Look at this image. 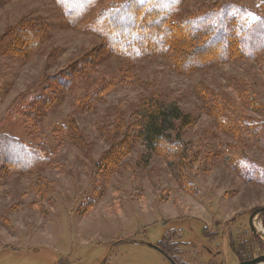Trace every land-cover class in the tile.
<instances>
[{
	"label": "rangeland",
	"instance_id": "obj_1",
	"mask_svg": "<svg viewBox=\"0 0 264 264\" xmlns=\"http://www.w3.org/2000/svg\"><path fill=\"white\" fill-rule=\"evenodd\" d=\"M125 1L71 18L62 0H0V264H211L207 249L225 252L216 264L241 261L223 247L243 243L264 208V50L133 61L99 22ZM228 5L241 30L264 18V0H181L172 24ZM158 104L191 122L167 131L179 143L170 155L142 136L143 105ZM13 141L30 169L10 167Z\"/></svg>",
	"mask_w": 264,
	"mask_h": 264
},
{
	"label": "trees",
	"instance_id": "obj_2",
	"mask_svg": "<svg viewBox=\"0 0 264 264\" xmlns=\"http://www.w3.org/2000/svg\"><path fill=\"white\" fill-rule=\"evenodd\" d=\"M98 1L62 0V3L69 17L77 18ZM180 2L181 0H144L141 4L139 0H127L105 9L99 22L105 30L112 51L134 61L179 50L182 56L180 62L189 65L202 61H224L234 56L251 57L264 50V18L257 19L241 30L239 15H235L233 6L228 5L218 13L172 24L171 18ZM237 28L240 35L236 33ZM198 37L206 39L201 46L194 43ZM251 37L256 39V45L248 40L245 43ZM257 37H260L259 41ZM216 44L220 47L215 46ZM168 111L159 104L149 107L143 105L140 120L145 143L152 152L162 153L161 155H170L179 147L178 141L175 142L168 136L167 131L175 130V123L179 121L184 126L191 124L189 116H185L180 109L173 107ZM129 143V137L125 138L115 146V151L110 156L114 153L117 160L120 154L128 151ZM7 156L10 167L14 170H28L34 165L32 153L16 141L12 142Z\"/></svg>",
	"mask_w": 264,
	"mask_h": 264
},
{
	"label": "flooded vegetation",
	"instance_id": "obj_3",
	"mask_svg": "<svg viewBox=\"0 0 264 264\" xmlns=\"http://www.w3.org/2000/svg\"><path fill=\"white\" fill-rule=\"evenodd\" d=\"M249 224H250V231L248 235L244 236L246 239L244 240L243 243H240L239 245H237L236 243L230 242L227 245L224 244V247H223V250L226 248L229 254H232L238 259H241L239 264L249 263V262H254V261H260V262L264 261V254L257 255V256L253 254L254 245H257L259 248L260 247L263 248L264 241L254 234V231L252 230V226H251V220ZM205 251H204L205 253H207L210 257L213 258L211 259V264H216L218 261L216 258L221 257L223 253H225L222 250H218L216 254H212L213 252L211 249H207ZM242 252L244 254L243 256L244 258H241ZM165 256L168 258L171 264H178L177 262H174L172 257L169 256L168 254H166Z\"/></svg>",
	"mask_w": 264,
	"mask_h": 264
},
{
	"label": "water",
	"instance_id": "obj_4",
	"mask_svg": "<svg viewBox=\"0 0 264 264\" xmlns=\"http://www.w3.org/2000/svg\"><path fill=\"white\" fill-rule=\"evenodd\" d=\"M263 218H264V208L255 211L251 218V226H252V230L254 231V234L264 241V231L259 229V221H261ZM147 245L151 248L157 250L159 249L158 247L152 244L148 243ZM242 264H264V261L263 262L254 261V262L242 263Z\"/></svg>",
	"mask_w": 264,
	"mask_h": 264
},
{
	"label": "snow or ice",
	"instance_id": "obj_5",
	"mask_svg": "<svg viewBox=\"0 0 264 264\" xmlns=\"http://www.w3.org/2000/svg\"><path fill=\"white\" fill-rule=\"evenodd\" d=\"M139 2H140L141 4H143V3H144V0H139Z\"/></svg>",
	"mask_w": 264,
	"mask_h": 264
},
{
	"label": "bare ground",
	"instance_id": "obj_6",
	"mask_svg": "<svg viewBox=\"0 0 264 264\" xmlns=\"http://www.w3.org/2000/svg\"><path fill=\"white\" fill-rule=\"evenodd\" d=\"M259 229L262 230L261 227H260V221H259Z\"/></svg>",
	"mask_w": 264,
	"mask_h": 264
}]
</instances>
